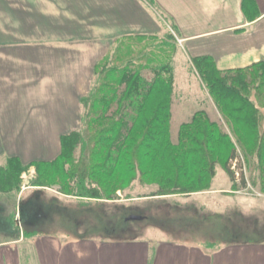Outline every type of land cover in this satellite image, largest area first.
<instances>
[{
    "label": "rangeland",
    "instance_id": "rangeland-1",
    "mask_svg": "<svg viewBox=\"0 0 264 264\" xmlns=\"http://www.w3.org/2000/svg\"><path fill=\"white\" fill-rule=\"evenodd\" d=\"M135 1L136 6L126 10V15L131 16L132 21H137L139 1L151 3L154 6L150 0ZM28 2L40 11L47 7H51V11H57V7H60L59 11H53L52 18L57 17L54 14L58 13L57 18L62 27L60 36L63 38L65 35L66 37L65 42L60 41L61 44L66 45V48L64 46L62 48L43 46L44 39H48L46 44H54L53 41L50 42V38L53 40L54 37H51V33L48 32H45L44 36H50L49 38H41L42 33L40 38L43 40L38 41L36 37L32 38L36 39L34 44H32V39L26 40V30H21L25 28L27 22L23 18L24 24L21 26L17 18H21L20 12L26 14L25 5H28ZM124 2L125 0H51L50 4L47 0H0V57L43 56L51 57L52 61L55 58H65L66 61L63 65H49L50 70L45 74H40L42 78L31 71L26 74V86L19 88V91L26 95L25 99L30 98L32 102L37 100L39 92H44V90L39 91L38 88L41 81L44 82V86H47L45 91H49L47 96L49 100L46 103L53 104L52 106L59 105L60 98L63 93H66L67 98L64 97V99L68 111L66 129L68 132L64 134L70 133L82 126V117L85 114L82 99L89 94L95 83V65L108 52L111 58L113 51L119 49L118 45L131 42L144 44L147 48L154 44L164 45V51L167 53L166 68L169 70L166 77L172 94L171 121L174 130L181 124L189 122L195 112L204 111L209 119L224 125V130L230 133L208 86L198 73L196 63L193 58L189 59L186 56L184 48L171 31V25L166 18L159 19L162 27L160 32L149 34L142 32L131 35L125 33L115 41L110 38L106 39V36H110L111 33L104 32L102 29L107 26L108 21L109 26L111 23L112 27L115 21L114 27L121 29L122 21L119 19L127 18L123 9ZM127 4H129L128 0ZM12 12L17 15L13 17L15 23L11 19ZM51 24L54 25V21ZM12 28L17 31H10L9 29ZM110 42L112 44L106 51L105 44H110ZM104 52L106 53L102 56ZM60 66H65L66 70L59 69ZM81 67L89 71V77H84L81 83L83 88L80 91L84 94L74 91L76 83L74 73ZM71 69H74V73H71ZM82 73L85 76L86 71ZM78 75V73L75 74V76ZM31 94L33 97L30 96ZM231 142L236 144L233 134H231ZM237 148L240 151L239 147ZM121 158L118 169L115 170L118 173H122L127 166L128 156L121 155ZM221 159H219L220 163H216L215 174L208 175L209 187L196 192L161 195L164 192H161L157 185L146 186L136 180L131 187L124 191L119 190L118 196L110 200L78 197L71 192L64 193L57 186L47 184L41 187L43 190L40 191L44 193L35 195L38 197L35 201L37 207L47 215L45 221H41L40 231L43 233L64 230L72 234L82 230L86 234L97 231L101 237L108 235V237L115 238L144 239L152 245L158 241L179 240L207 245L214 249L264 244V187L261 183L257 157L255 159L256 169L251 170L244 162L243 172L246 185L241 182V171L237 167V162L232 163V169L236 171L232 178L225 169L226 159ZM30 170L34 172L22 175L25 178L32 175L34 183L37 180L36 168L33 167ZM190 175L195 176L194 169L190 170ZM24 179L21 178L20 188L27 185ZM146 179L151 181V178ZM41 182H43L42 179ZM185 183L186 190L195 188L193 181H185ZM14 210L9 215L12 220L9 218L8 220L15 225L16 210L15 212ZM58 215L62 218H58ZM132 215L140 216L142 219L128 220V217ZM54 219L55 221L60 219V221L54 223L51 221ZM8 220L0 218V228L4 226V222L8 223L3 227H7L5 231L12 226ZM18 221L17 224L23 236L30 238L36 233L33 229L20 225ZM27 247L30 254L22 256L24 264L33 263L31 246Z\"/></svg>",
    "mask_w": 264,
    "mask_h": 264
},
{
    "label": "trees",
    "instance_id": "trees-1",
    "mask_svg": "<svg viewBox=\"0 0 264 264\" xmlns=\"http://www.w3.org/2000/svg\"><path fill=\"white\" fill-rule=\"evenodd\" d=\"M118 46L95 65V83L82 99V126L61 136L59 156L31 165L8 157L0 166V192L20 191L21 175L31 166L37 173L34 186L49 184L78 197L112 200L136 180L157 185L161 195L196 192L209 187L208 175L215 174L221 157L232 178L237 162L244 185V162L256 169L257 157L264 187V58L224 71L210 56L193 57L230 133L204 111L174 130L164 45ZM121 155L128 156L127 166L118 173ZM185 181L195 188L186 190Z\"/></svg>",
    "mask_w": 264,
    "mask_h": 264
},
{
    "label": "crops",
    "instance_id": "crops-1",
    "mask_svg": "<svg viewBox=\"0 0 264 264\" xmlns=\"http://www.w3.org/2000/svg\"><path fill=\"white\" fill-rule=\"evenodd\" d=\"M128 1L129 4L127 0L124 2L125 15L126 10L136 6L135 0ZM150 1L154 6L151 3L138 2L137 21H132L129 15H126L127 18H120L121 29L114 27L115 21L112 27L111 23L109 26L108 21L102 30L110 32L112 37L106 36V39L115 41L125 33L131 35L160 32L162 27L159 19L166 18L189 59L210 56L218 68L225 71L246 68L264 58V0ZM47 2L51 4V0ZM25 8L28 11L26 9V14L20 12L21 18H17V21H20L21 26L24 20L27 22L21 30H26V40L30 41L36 37L41 41L50 37L44 36V33L48 32L54 37L53 40L50 38V42L53 41L54 44H46L48 39H44L43 46L66 48V45L61 44L62 40L65 42L66 37L64 33L63 38L60 36L62 27L57 18L58 13L54 14L57 17L52 18L53 11H59L60 7H57V11H51V7L40 11L28 2ZM15 16V12H12L11 19L14 23ZM52 21L54 25L51 24ZM9 30L17 31L13 28ZM111 44L112 42L105 44V50L109 49ZM105 53L100 54L103 56ZM65 63V58H55L52 61L51 57L43 56L0 57V166L8 157H18L23 164L31 165L35 161L54 160L61 153L60 139L68 132V111L64 99L67 98L66 93L60 98L59 105L52 106L53 104L46 103L49 100V91H45L47 86H44V82L41 81L38 87L39 91L44 92L37 93L39 95L34 102L30 98L25 99L26 95L20 92L19 88L26 86L25 76L30 71L37 75L45 74L50 70L49 65ZM32 64L33 66H30ZM59 69L65 71L66 67L60 66ZM82 71H86L85 76ZM71 73H74V69H71ZM77 73L79 75L75 76ZM84 77H89V71L85 67L75 71V92L84 94L80 91ZM30 96L33 97L32 94ZM32 168L33 166L30 169ZM30 169L25 173L34 172ZM21 178L23 180L25 177L22 175ZM28 178L29 184L20 191L0 192L3 194L0 195V218L11 219L10 212L16 210V224L8 220L12 223L11 228L5 231L7 227H3L8 225L5 222L0 228V264H24L22 256L30 254L28 245L32 249L34 264H264V244L259 243L214 249L207 245L179 240L158 241L152 245L144 239L115 238L108 235L101 237L97 231L90 234L84 233L83 230L74 232L75 234L64 230L41 233L40 224L42 220L45 221L47 215L37 207L35 201L38 197L35 195L44 192L40 191L43 190L41 187L33 185L32 175ZM22 209L25 223L22 221ZM17 221L36 233L30 238L23 236ZM51 221L57 222L55 219Z\"/></svg>",
    "mask_w": 264,
    "mask_h": 264
},
{
    "label": "water",
    "instance_id": "water-1",
    "mask_svg": "<svg viewBox=\"0 0 264 264\" xmlns=\"http://www.w3.org/2000/svg\"><path fill=\"white\" fill-rule=\"evenodd\" d=\"M24 182L26 184H29V178H25ZM139 219H142V218L140 216H137V215H132V216L128 217V220H139Z\"/></svg>",
    "mask_w": 264,
    "mask_h": 264
}]
</instances>
